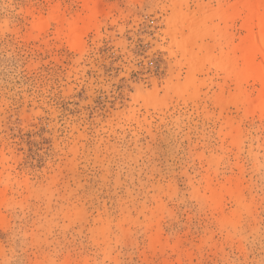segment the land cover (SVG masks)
<instances>
[{
    "label": "rangeland",
    "instance_id": "374dc122",
    "mask_svg": "<svg viewBox=\"0 0 264 264\" xmlns=\"http://www.w3.org/2000/svg\"><path fill=\"white\" fill-rule=\"evenodd\" d=\"M263 6L0 0V264H264Z\"/></svg>",
    "mask_w": 264,
    "mask_h": 264
},
{
    "label": "bare ground",
    "instance_id": "6f19581e",
    "mask_svg": "<svg viewBox=\"0 0 264 264\" xmlns=\"http://www.w3.org/2000/svg\"><path fill=\"white\" fill-rule=\"evenodd\" d=\"M257 13V12H256ZM256 15V16H255ZM251 12V18L255 17L257 20V28L259 29V38L254 39L252 45L249 47L247 57L245 58L246 70L248 73L251 72V65L253 63L254 57L258 53H264V6L263 13L258 12L257 14ZM73 41L77 40L79 37V32H72ZM259 83L264 87V71L263 74L258 77ZM259 106L264 107V95L259 101Z\"/></svg>",
    "mask_w": 264,
    "mask_h": 264
}]
</instances>
